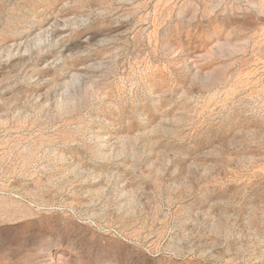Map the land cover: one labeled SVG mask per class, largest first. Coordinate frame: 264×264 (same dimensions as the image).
Masks as SVG:
<instances>
[{"label":"rangeland","instance_id":"374dc122","mask_svg":"<svg viewBox=\"0 0 264 264\" xmlns=\"http://www.w3.org/2000/svg\"><path fill=\"white\" fill-rule=\"evenodd\" d=\"M0 264H264V0H0Z\"/></svg>","mask_w":264,"mask_h":264}]
</instances>
